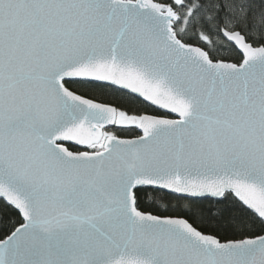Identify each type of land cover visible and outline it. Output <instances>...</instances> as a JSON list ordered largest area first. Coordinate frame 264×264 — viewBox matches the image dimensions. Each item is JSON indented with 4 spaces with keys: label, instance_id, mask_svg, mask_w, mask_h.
Masks as SVG:
<instances>
[{
    "label": "snow or ice",
    "instance_id": "obj_1",
    "mask_svg": "<svg viewBox=\"0 0 264 264\" xmlns=\"http://www.w3.org/2000/svg\"><path fill=\"white\" fill-rule=\"evenodd\" d=\"M0 264H264V0H0Z\"/></svg>",
    "mask_w": 264,
    "mask_h": 264
}]
</instances>
